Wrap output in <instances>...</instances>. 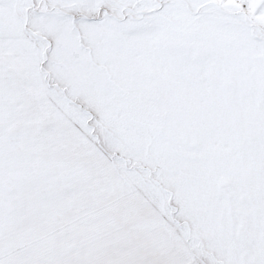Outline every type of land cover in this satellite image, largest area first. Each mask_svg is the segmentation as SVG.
<instances>
[{
  "label": "snow or ice",
  "instance_id": "obj_1",
  "mask_svg": "<svg viewBox=\"0 0 264 264\" xmlns=\"http://www.w3.org/2000/svg\"><path fill=\"white\" fill-rule=\"evenodd\" d=\"M0 264H264V0H0Z\"/></svg>",
  "mask_w": 264,
  "mask_h": 264
}]
</instances>
